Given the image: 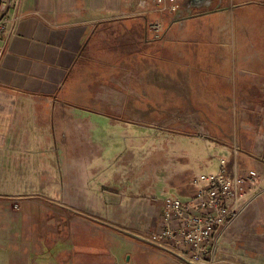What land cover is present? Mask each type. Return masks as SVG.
Masks as SVG:
<instances>
[{"label": "crops", "instance_id": "0c3cea01", "mask_svg": "<svg viewBox=\"0 0 264 264\" xmlns=\"http://www.w3.org/2000/svg\"><path fill=\"white\" fill-rule=\"evenodd\" d=\"M225 1L184 0L175 16L139 0H0V11L16 17L0 37V170L10 176L48 168L40 164L43 143H52L59 159L68 143L60 130L67 134L90 111L103 130L118 125L112 111L135 91L122 79L143 64L163 88L149 91V109L174 111L176 125L168 130L175 138L163 142L165 149L177 144L182 153L161 152L157 168L128 169L149 170L148 187L89 186L82 204L50 198L41 210L21 212L20 196L0 191V264H197L188 261L187 247L175 252L150 238L163 230L165 198L190 197L195 178L217 172L220 162L212 158L230 157L233 142L257 169L258 186L213 233L208 258L264 264V55L251 53L249 41L219 38L216 23L172 22ZM170 74L176 85L167 87ZM87 137L80 132L77 139ZM111 138L105 131L82 155L102 159L115 147ZM48 205L66 214H41Z\"/></svg>", "mask_w": 264, "mask_h": 264}, {"label": "rangeland", "instance_id": "374dc122", "mask_svg": "<svg viewBox=\"0 0 264 264\" xmlns=\"http://www.w3.org/2000/svg\"><path fill=\"white\" fill-rule=\"evenodd\" d=\"M190 1L186 0L188 3ZM232 1L229 2L228 0L224 4H217L214 6V10H209V13H202V15L198 13L201 12V8L194 9L193 13L183 14L182 19H174L172 22H179V20L187 17L192 18L193 21L216 23L219 29L217 31L219 38L249 41L251 53L264 55V0ZM145 70V64H143L136 69L138 74L122 79L121 85L123 87L135 91L132 92V95L127 96V101L122 103L120 108L112 111L118 125H111L103 130L96 122V119L100 117L96 112L90 111L84 122L75 120L79 122L75 125L81 127L77 126L70 130L63 126L67 134H65V130H60V132H63V138L65 140L67 138L68 143L64 141L58 150L62 156H59L58 159L57 152L52 151V143L44 142V153L42 154L44 159L40 161V164L45 161L48 168L40 166L34 170H21V173H11L10 176L5 173L8 170H0V191L19 195L17 201L21 205L20 211L22 212L27 206V209L32 206L36 211L41 210L50 198L73 199L82 204L86 193L84 189H89V186L115 185L124 187L127 185L137 188L134 182L140 181L139 188L148 187L149 170L128 169L137 166V163H142L141 168H149V165L151 169L157 168L163 162V159L159 160L162 155L161 152L175 156L181 152L178 150L177 144L171 145L169 151L165 149L166 143L163 142L175 138L168 130L173 129L171 127L176 125L172 115L174 111H170V114L149 109V91L162 88V83L152 78L149 73L146 74ZM170 76L172 78L166 80L168 82L167 87L176 85L174 83L175 75L170 74ZM146 104L148 105L147 109L145 108ZM256 105H252L251 108L258 107ZM82 112L86 115L85 111ZM70 113L75 114L76 112ZM70 118V116L67 117L66 121L70 122ZM98 131L100 136L97 134ZM105 131L106 134L111 135V141L116 143L114 149L111 150L112 152L105 153L106 156L103 155L102 159H88V157L83 156L81 151L96 147L97 139L101 138ZM80 132L82 135L88 136L87 142L80 141L81 138L77 139ZM42 133L46 134L45 129ZM85 145L87 147L83 149ZM202 145L205 148L204 142ZM117 146L118 150L115 154ZM218 158L214 157L212 161L218 162ZM204 159L209 162L210 156H206ZM120 165L126 170H118V168L122 169ZM119 178L123 180L122 183L118 181ZM95 193L98 194V192ZM29 202L32 203L28 205ZM41 214L63 216L66 214V208L48 205ZM47 221L44 220L43 227L50 232L52 228L48 227ZM127 225L133 226L130 223Z\"/></svg>", "mask_w": 264, "mask_h": 264}, {"label": "built area", "instance_id": "2783aa9c", "mask_svg": "<svg viewBox=\"0 0 264 264\" xmlns=\"http://www.w3.org/2000/svg\"><path fill=\"white\" fill-rule=\"evenodd\" d=\"M183 2L139 0L141 7L161 13H176ZM15 19V16L0 11V37L8 32V24ZM2 52L3 45H0V59ZM219 162L217 172L195 178L196 189L190 197L165 198L163 230L153 234L150 241L175 252L187 247V258L191 263L219 264L208 258L213 233L239 211L258 186V172L248 166L236 142H233L231 156L221 157Z\"/></svg>", "mask_w": 264, "mask_h": 264}]
</instances>
